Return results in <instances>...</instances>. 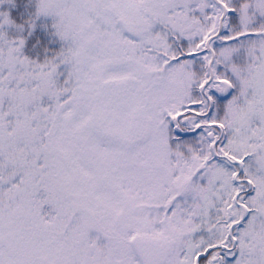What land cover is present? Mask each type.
<instances>
[{
    "label": "snow or ice",
    "instance_id": "snow-or-ice-1",
    "mask_svg": "<svg viewBox=\"0 0 264 264\" xmlns=\"http://www.w3.org/2000/svg\"><path fill=\"white\" fill-rule=\"evenodd\" d=\"M0 264H264V0L0 10Z\"/></svg>",
    "mask_w": 264,
    "mask_h": 264
},
{
    "label": "trees",
    "instance_id": "trees-1",
    "mask_svg": "<svg viewBox=\"0 0 264 264\" xmlns=\"http://www.w3.org/2000/svg\"><path fill=\"white\" fill-rule=\"evenodd\" d=\"M15 5L12 10V16L18 18L25 11L27 0H15Z\"/></svg>",
    "mask_w": 264,
    "mask_h": 264
},
{
    "label": "rangeland",
    "instance_id": "rangeland-1",
    "mask_svg": "<svg viewBox=\"0 0 264 264\" xmlns=\"http://www.w3.org/2000/svg\"><path fill=\"white\" fill-rule=\"evenodd\" d=\"M4 9H8V10H10V12H11V14H12V10H13L12 7H10V6H8V5L0 6V10H4Z\"/></svg>",
    "mask_w": 264,
    "mask_h": 264
}]
</instances>
